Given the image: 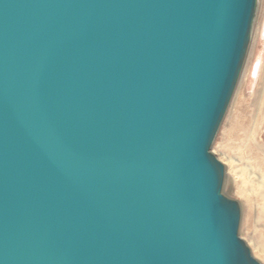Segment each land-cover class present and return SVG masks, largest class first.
<instances>
[{
    "label": "water",
    "instance_id": "95a60500",
    "mask_svg": "<svg viewBox=\"0 0 264 264\" xmlns=\"http://www.w3.org/2000/svg\"><path fill=\"white\" fill-rule=\"evenodd\" d=\"M230 2L0 0V264H261L210 152Z\"/></svg>",
    "mask_w": 264,
    "mask_h": 264
},
{
    "label": "rangeland",
    "instance_id": "374dc122",
    "mask_svg": "<svg viewBox=\"0 0 264 264\" xmlns=\"http://www.w3.org/2000/svg\"><path fill=\"white\" fill-rule=\"evenodd\" d=\"M241 75L211 154L225 167L222 193L240 206L239 238L264 264V0H258Z\"/></svg>",
    "mask_w": 264,
    "mask_h": 264
},
{
    "label": "snow or ice",
    "instance_id": "6c2138e0",
    "mask_svg": "<svg viewBox=\"0 0 264 264\" xmlns=\"http://www.w3.org/2000/svg\"><path fill=\"white\" fill-rule=\"evenodd\" d=\"M244 3L245 0H231V2L229 3L230 11L226 22V37H227L228 48L237 38L239 23L243 17ZM226 81H227V60L225 62L222 86L226 83ZM211 119H212V112L209 115V122L211 121Z\"/></svg>",
    "mask_w": 264,
    "mask_h": 264
},
{
    "label": "bare ground",
    "instance_id": "6f19581e",
    "mask_svg": "<svg viewBox=\"0 0 264 264\" xmlns=\"http://www.w3.org/2000/svg\"><path fill=\"white\" fill-rule=\"evenodd\" d=\"M263 251H264V248H263Z\"/></svg>",
    "mask_w": 264,
    "mask_h": 264
}]
</instances>
